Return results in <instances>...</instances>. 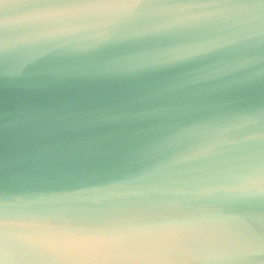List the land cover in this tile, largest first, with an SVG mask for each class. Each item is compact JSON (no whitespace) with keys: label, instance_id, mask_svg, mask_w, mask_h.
<instances>
[{"label":"clouds","instance_id":"1","mask_svg":"<svg viewBox=\"0 0 264 264\" xmlns=\"http://www.w3.org/2000/svg\"><path fill=\"white\" fill-rule=\"evenodd\" d=\"M53 58L148 81L100 215L0 202V264H264V0H0L13 78ZM228 90V104L209 98Z\"/></svg>","mask_w":264,"mask_h":264},{"label":"water","instance_id":"2","mask_svg":"<svg viewBox=\"0 0 264 264\" xmlns=\"http://www.w3.org/2000/svg\"><path fill=\"white\" fill-rule=\"evenodd\" d=\"M86 59L53 58L40 75L13 78L0 60V202H34L53 211L100 215L111 200L105 184L119 177L116 158L135 124L99 123L100 111L136 110L148 81H114ZM264 99V84L252 90ZM236 99L228 90L211 103Z\"/></svg>","mask_w":264,"mask_h":264}]
</instances>
